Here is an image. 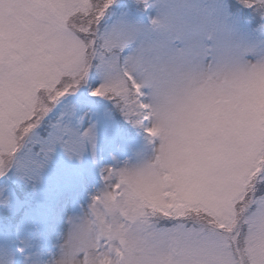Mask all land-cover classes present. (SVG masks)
<instances>
[{"label":"snow or ice","instance_id":"1","mask_svg":"<svg viewBox=\"0 0 264 264\" xmlns=\"http://www.w3.org/2000/svg\"><path fill=\"white\" fill-rule=\"evenodd\" d=\"M0 264H264V0H0Z\"/></svg>","mask_w":264,"mask_h":264}]
</instances>
